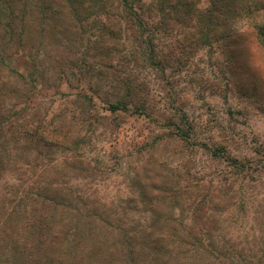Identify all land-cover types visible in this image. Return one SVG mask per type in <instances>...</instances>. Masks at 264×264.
<instances>
[{
  "label": "rangeland",
  "instance_id": "1",
  "mask_svg": "<svg viewBox=\"0 0 264 264\" xmlns=\"http://www.w3.org/2000/svg\"><path fill=\"white\" fill-rule=\"evenodd\" d=\"M116 1L79 21L41 26L30 17V46L45 75H34L38 83L24 67L26 50L0 68L12 123L62 141L46 147L0 125L4 147H16L0 203L29 207L27 193L50 190L72 225L75 212L110 224L122 264L129 251L121 229L147 242L153 226L210 243L227 264H264V37L236 10L248 0H186L175 13L173 0L165 12L158 0H141L148 34ZM256 22L263 32V5ZM117 102L127 108L112 111Z\"/></svg>",
  "mask_w": 264,
  "mask_h": 264
},
{
  "label": "trees",
  "instance_id": "2",
  "mask_svg": "<svg viewBox=\"0 0 264 264\" xmlns=\"http://www.w3.org/2000/svg\"><path fill=\"white\" fill-rule=\"evenodd\" d=\"M139 1L141 0H117L116 2L119 3L117 10L122 13L124 18L130 21L134 20L141 31L148 34L151 30L145 19L146 11H142V8L138 7L137 2ZM167 1H157L160 3V12L167 10L166 5L169 4ZM213 1L217 3L216 0ZM172 2L174 4L168 7L175 10V13L176 9L184 6L187 1L173 0ZM178 4L182 6H177ZM261 5L264 6V0H248L247 7L236 9L239 14L247 18L252 28L257 32L260 31V38L264 37V31L260 30L259 24L256 22V13L260 10ZM113 7H115L113 0H0V28H2V32H0V68L14 62V57L20 51L26 50L24 67L33 68L34 71H30V76L33 82L38 83L39 79L33 78L34 75L37 72H39L37 77L45 78V75L43 71L39 70V66L42 64L39 63L36 52L33 53L30 46L32 31H27L29 20L33 18L30 17L36 15V22L45 26L50 19L57 24L61 21H79L82 18L88 19L93 14L107 13L113 10ZM153 10L150 8L148 15L152 14ZM217 10L218 8L215 9V11ZM42 36L44 39L45 34ZM64 59L65 56L60 59V64ZM66 61L68 63L69 58ZM21 78L26 81V76L22 75ZM4 102L6 99L0 96V125L1 130L3 127V130L6 131L5 122H8L10 128L17 126V123H12L11 119L16 114L13 109L10 111ZM13 107L12 105L11 108ZM126 108L127 106L122 102L110 104L112 111L125 110ZM14 128L25 130V133H30L33 138L46 147L61 146L62 144V141L59 140H49L44 130L36 129L34 126L29 128L24 123ZM14 128H7V132L15 133L13 132ZM21 130L17 132H21ZM14 137L10 136L13 139ZM3 141L0 140V182L4 180L1 174L6 171L5 164L10 162L11 153L16 152L15 145L14 149L10 150L4 147ZM14 141L17 140L14 139ZM73 145L70 148H73ZM17 153L21 154L19 149ZM26 197L30 201L29 207L27 203L23 207L19 203L7 208L5 203H0V264H122L119 245L108 237L113 232L112 228H110V232H106L109 223L106 224L99 217L96 219L101 223H95V218H92L93 212H87L86 215L75 212V224L72 225L68 214L57 211L59 202L50 190L39 192L36 197L27 193ZM184 216L185 214H183ZM178 232V229L163 231L153 226L149 231L152 239L145 242L135 240L136 237L133 235L136 236V232L133 233L127 228L121 229L120 233L128 246L129 264L138 258L144 260L143 264H227L224 260L214 257L212 251L208 249L209 245L212 247L210 243L205 246L203 240L196 242L195 238L180 241L175 239ZM102 233H106V238ZM167 237L171 239L167 240ZM132 240H135L134 243ZM88 246L91 247V253L84 254L83 252ZM144 248L150 249V252L145 257H138L137 251L142 249L141 253H143ZM175 250H179L180 253H176ZM100 251L102 252L100 253ZM230 260L234 263L232 259ZM227 262L229 263L228 260Z\"/></svg>",
  "mask_w": 264,
  "mask_h": 264
}]
</instances>
